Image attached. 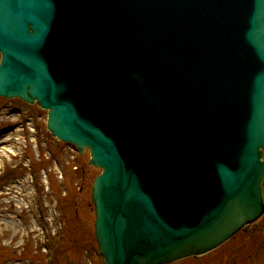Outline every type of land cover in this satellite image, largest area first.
Returning <instances> with one entry per match:
<instances>
[{"label": "water", "instance_id": "obj_1", "mask_svg": "<svg viewBox=\"0 0 264 264\" xmlns=\"http://www.w3.org/2000/svg\"><path fill=\"white\" fill-rule=\"evenodd\" d=\"M0 95L90 151L104 264H164L264 213V0H0Z\"/></svg>", "mask_w": 264, "mask_h": 264}, {"label": "rangeland", "instance_id": "obj_2", "mask_svg": "<svg viewBox=\"0 0 264 264\" xmlns=\"http://www.w3.org/2000/svg\"><path fill=\"white\" fill-rule=\"evenodd\" d=\"M46 118L37 102L0 97V264H101L89 240L100 169ZM168 264H264V215L216 250Z\"/></svg>", "mask_w": 264, "mask_h": 264}, {"label": "trees", "instance_id": "obj_3", "mask_svg": "<svg viewBox=\"0 0 264 264\" xmlns=\"http://www.w3.org/2000/svg\"><path fill=\"white\" fill-rule=\"evenodd\" d=\"M263 186H264V182H263ZM89 240H90V242H91V244H92V247L93 248H95L94 250L96 251L97 249H96V242H95V239H94V236L93 235H91V237L89 236ZM253 250H251V252H252ZM250 252V251H249ZM257 255L258 254H256L255 256H254V258H253V260H256V262H257ZM97 257L99 258V260L101 261V257L98 255V253H97Z\"/></svg>", "mask_w": 264, "mask_h": 264}]
</instances>
